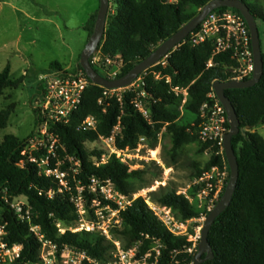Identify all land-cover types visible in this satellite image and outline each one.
I'll return each mask as SVG.
<instances>
[{
    "label": "trees",
    "instance_id": "obj_1",
    "mask_svg": "<svg viewBox=\"0 0 264 264\" xmlns=\"http://www.w3.org/2000/svg\"><path fill=\"white\" fill-rule=\"evenodd\" d=\"M211 1L213 0H114L115 9L108 12L109 21L98 49L102 56H120L124 65L119 75L121 78L196 17ZM241 1L246 4L245 0ZM247 6L255 21L260 19L264 22V13ZM95 19L96 15L86 26L87 42L93 32ZM212 51L210 40L194 46L187 42L181 43L165 58V65H161L162 59L138 76L143 77V89L147 93L149 121L134 109V93H125L121 105L113 97L102 99L100 105L98 100L103 98L104 89L89 81L81 104L71 116L69 124L50 127L64 147V151L57 150L59 158L63 160L68 155L80 163L79 172L74 178L71 173L67 178L69 191L55 193L52 198H48L45 194L49 190L58 189L57 181L40 176L34 164L22 165L21 150L34 131L22 140L11 134L2 138L0 225L4 226L6 232L4 241L10 246H21L20 257L11 264H41V243L29 231L28 226L19 221L5 201L17 197L26 199L32 212V224L39 227L44 239L54 244L58 252L68 248L85 253L90 260L99 264L112 262L115 247L102 235L85 230L65 231L61 234L56 223L73 228L78 225L80 218L71 201L78 185L83 187L88 214L94 219L90 208L92 196L87 188L91 178L109 180L119 194L132 197L137 190L150 188L151 181L161 176L162 169L153 161L142 162L141 168L131 169L114 157L106 164L96 167L91 159L99 157L101 153L88 152L84 144L93 142L100 136L109 137L119 123L120 133L115 137L118 149H134L140 138H146L150 146L154 147L160 134L162 158L169 166L174 165L184 146L198 142L202 122L199 111L207 101L214 83H224L230 79V68L234 64L230 55L212 56ZM210 59L212 66L207 67ZM262 62V75L255 86L224 91L240 122L238 134L231 139L238 163V178L229 206L213 221L208 232L207 241L213 252V259L202 264H264V138L255 131L257 127L264 126V52ZM50 67L59 66L53 63ZM94 70L98 73L97 69ZM157 74L163 78L155 79ZM165 78L170 79V84L165 82ZM22 81V77L12 80L10 68L6 66L0 71V98L6 90L16 89ZM170 87L187 90V99L181 111L180 99ZM14 108V104H9L0 110V130L7 127ZM87 116L96 119L95 131L77 129ZM199 145L195 154L201 155L207 149L212 154L203 165L200 162L187 165L190 168L186 176L188 181L199 177L203 171L213 166L222 169L226 165L229 172L224 152L222 155L216 154L218 146L210 142H200ZM55 163V160H51L50 167L54 168ZM69 166L64 161L60 169L67 171ZM227 182L228 180L220 197ZM187 191L194 196L196 189L190 187ZM147 199L156 206L170 209L179 223L185 224L205 215V210L199 208L197 203L190 204L184 195L178 194V186L172 182L148 192ZM119 218L120 225L111 229V237L120 243L122 250H133L134 261L149 264L193 263L195 255L189 252L193 245L189 235L194 232L189 230V235L171 233L156 218L145 198L133 199L129 206L120 211ZM196 243L198 247L199 241ZM80 264L93 263L83 260Z\"/></svg>",
    "mask_w": 264,
    "mask_h": 264
},
{
    "label": "built area",
    "instance_id": "obj_2",
    "mask_svg": "<svg viewBox=\"0 0 264 264\" xmlns=\"http://www.w3.org/2000/svg\"><path fill=\"white\" fill-rule=\"evenodd\" d=\"M195 33H191L182 43L198 45L210 40L212 42V56L220 54H229L234 62L230 68L229 81L243 82L252 78L254 73V59L251 46L250 32L241 14L232 8H225L220 11H212L198 26ZM168 56V55H167ZM166 56V57H167ZM161 61V65H165V58ZM159 61V62H160ZM90 65L93 69L102 72L100 75L108 81L119 79V75L124 67L119 55L113 57L102 56L97 48L89 58ZM158 64V63H157ZM211 59L207 63V67H211ZM163 77L159 74L155 75V79L160 80ZM165 82L170 84V79L165 78ZM89 79L82 69L75 67L74 69H65L55 67L46 73L38 75L37 79V97L31 104L32 110L36 115L37 126L32 136L23 146L20 156L22 157V165L25 163L34 164L38 169V174L45 178H50L58 183V189L49 190L45 195L52 198L55 193L69 191L68 177L71 173L74 175L79 172L80 163L78 160L65 155L61 160L57 154V150L64 151L58 135L51 130L52 125H67L73 113L81 104L83 93L88 87ZM143 77H137L130 85L116 89H104L103 98L98 100L102 104V99L115 98L118 104H122L123 95L128 92L135 94L132 99L134 109L147 121L150 120V112L146 106L147 93L143 89ZM171 91L180 99L179 110L186 102V88L170 87ZM199 115L201 124L199 126L198 136L203 143H212L219 147L217 155H222L223 138L228 133L227 116L224 107L218 100L214 89L212 88L207 95V101L201 106ZM97 121L93 116H87L77 127L82 131H95ZM115 131H118L115 133ZM120 133L119 123L113 129L109 137H98L103 147L100 148L99 157H92L93 166L99 167L114 157L121 163L128 164V161L137 157L141 152V148H147L148 154L152 160L156 159L158 149L160 148V139L156 146L151 147L146 138H140L134 149H118L115 145V137ZM160 137V134L158 135ZM96 141V140H95ZM89 142V141H88ZM155 152L154 156L151 153ZM51 160H55V167L51 168ZM151 160V161H152ZM64 161L70 166L67 171L60 169ZM153 161V162H154ZM132 169L131 165H129ZM229 179L227 166L222 169L211 167L203 171L199 177L194 178L192 183L185 189L179 190L178 194L184 195L190 204L197 203L199 208L205 210L204 220L206 216L213 210L217 204L220 194L223 190L225 182ZM195 188L194 196L188 193L187 189ZM88 192L92 196L90 208L93 210L94 219L83 220V215L87 211V204L83 196V187L78 185L76 193L71 196L76 212L80 218V225L77 228L61 229V223H56L58 231L63 234L65 231L78 232L85 230L89 233H98L106 240L110 241L115 252L112 262L108 264H143L145 262L134 261V252L124 251L121 249L120 243L114 241L110 231L112 228L120 225L119 214L135 196L127 197L119 194L114 185L109 180L90 179ZM42 193H39L41 195ZM17 197L8 201L9 207L14 211L19 221L28 226L29 231L41 243L40 259L41 264H80L83 260H87L93 264H99L90 260L83 252H74L68 248L58 252L56 246L46 241L40 233L38 226L32 224V212L26 199L21 201ZM103 202H105L103 204ZM115 206V207H113ZM148 207L154 212L156 218L173 234L172 226L177 225L176 220L170 209L159 207L151 203ZM113 222V224H112ZM179 223V222H177ZM183 226V223H179ZM6 232L3 225H0V264H11L20 257V245H8L4 241Z\"/></svg>",
    "mask_w": 264,
    "mask_h": 264
},
{
    "label": "rangeland",
    "instance_id": "obj_3",
    "mask_svg": "<svg viewBox=\"0 0 264 264\" xmlns=\"http://www.w3.org/2000/svg\"><path fill=\"white\" fill-rule=\"evenodd\" d=\"M4 1L6 2L4 3ZM245 2L247 5L257 8L260 13H264V0H245ZM81 4L82 9L89 8L88 2H82ZM76 9V5L69 3L68 0H0V71L9 66L10 78L17 80L22 77L23 80L16 89L6 90L3 97L0 98V110L9 104L15 106L7 127L0 130V143L5 135L11 134L22 140L34 131L36 118L31 104L37 97L38 75L53 69L50 67L53 63L73 67L79 61L87 43L88 32L75 28L71 29L73 27L71 24L74 22L73 12ZM114 9L115 2L111 0L109 10L114 11ZM108 21L107 17V24ZM256 25L260 48L264 52V22L257 19ZM67 47L71 48L72 53ZM98 73L103 75L100 71ZM255 131L264 138V126L257 127ZM117 132L115 131V133ZM160 137L158 136V139ZM200 142L203 143L198 138V142L184 146L179 152L177 162L170 166L162 158L161 144L156 156L159 164L151 159L146 150L147 148L142 147L138 156L133 157L128 161V164L131 165L132 169H137L141 168L142 162L152 160L162 169V174L151 181L150 188L137 190L134 194L135 198H145L148 205V203H151L147 199L148 192L157 190L168 182L178 186V191L187 188L192 183V180L188 181L186 177L190 172L187 165L191 162H200L203 165L212 154V151L208 149L201 155L195 154ZM102 147L100 140L84 144V148L90 153L99 152ZM155 154V152H152L151 156ZM24 200L25 198H21V201ZM203 216L190 220L183 226L176 222L177 225L171 227L177 235H189V230L194 232L193 235H189V240L193 244L189 252L193 256L197 252L196 242L199 241L204 223ZM83 220H92L88 210L83 215ZM79 225L80 222L76 228ZM60 227L61 229H74L62 223ZM154 250H156V247ZM143 264L149 263L145 262Z\"/></svg>",
    "mask_w": 264,
    "mask_h": 264
},
{
    "label": "water",
    "instance_id": "obj_4",
    "mask_svg": "<svg viewBox=\"0 0 264 264\" xmlns=\"http://www.w3.org/2000/svg\"><path fill=\"white\" fill-rule=\"evenodd\" d=\"M219 8H232L237 10L244 18L250 32L251 46L254 59V73L251 79L243 82L228 81L215 82L213 89L215 94L224 107L229 131L223 138V149L226 162L229 168V179L225 190L218 200L213 210L206 216L197 247V252L193 258L192 264H202L205 261L213 259V252L208 244L207 236L213 221L229 206L236 187L238 178V163L234 153L231 139L239 132L240 122L235 112V109L229 99L225 97L224 91L231 89H246L255 86L262 75L263 62L262 51L260 48L259 33L256 21L250 13L248 6L241 0H213L202 8L199 14L190 22L183 26L178 32L164 41L148 58L135 66L123 77L108 81L101 77L90 65L89 58L92 53L98 48L101 40L104 37L107 26V16L110 9V0H99V9L96 15L93 32L82 51L77 66L80 67L89 81L99 87L105 89H116L130 85L141 73L156 65L161 59L166 57L178 45H180L205 19L212 11ZM248 129V128H247Z\"/></svg>",
    "mask_w": 264,
    "mask_h": 264
},
{
    "label": "crops",
    "instance_id": "obj_5",
    "mask_svg": "<svg viewBox=\"0 0 264 264\" xmlns=\"http://www.w3.org/2000/svg\"><path fill=\"white\" fill-rule=\"evenodd\" d=\"M6 1H4L5 3ZM69 3H74L77 7V9L73 12V20L74 22H72L71 25H73V27H71V29H79L82 30L84 32L87 33L86 31V26L88 25L89 21L91 20V18L95 15H97L98 9H99V0H68ZM82 2H88L89 4V8H83L82 9ZM85 4V3H84ZM68 29V28H66ZM88 38V37H87ZM87 42V39H86ZM70 52L72 53V50L70 47H67ZM77 63L76 62L74 64V68L77 67ZM59 67L65 68V69H72L73 67H69V66H64L62 64L57 63Z\"/></svg>",
    "mask_w": 264,
    "mask_h": 264
},
{
    "label": "bare ground",
    "instance_id": "obj_6",
    "mask_svg": "<svg viewBox=\"0 0 264 264\" xmlns=\"http://www.w3.org/2000/svg\"><path fill=\"white\" fill-rule=\"evenodd\" d=\"M148 204H150V205H151V203H148Z\"/></svg>",
    "mask_w": 264,
    "mask_h": 264
}]
</instances>
